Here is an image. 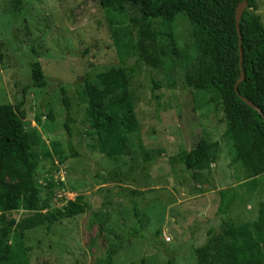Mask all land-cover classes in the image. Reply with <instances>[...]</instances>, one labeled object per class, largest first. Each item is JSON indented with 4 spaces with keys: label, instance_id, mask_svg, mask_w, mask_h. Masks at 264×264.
<instances>
[{
    "label": "rangeland",
    "instance_id": "374dc122",
    "mask_svg": "<svg viewBox=\"0 0 264 264\" xmlns=\"http://www.w3.org/2000/svg\"><path fill=\"white\" fill-rule=\"evenodd\" d=\"M20 1L15 13V0H0V104L23 100L25 127L36 128L50 151L51 157H40L39 180H60L75 188L59 192L58 207L76 194L88 207L81 215L55 223L49 232L41 226L26 232L21 242L13 239L11 264H197L195 248L207 241L210 231L216 237L221 232L216 210L222 189L235 196L226 215L231 223L257 220L264 204V173L249 177L232 162V145L222 136L223 112L206 93L186 86L183 69L173 67L165 74L134 62L135 29L128 19L138 14L136 9L118 15L98 0ZM252 12L264 26V0ZM155 28L166 31L159 20ZM128 29L129 38L114 42V30L121 34ZM171 30L182 65L191 66L198 52L184 14L176 15ZM31 60L40 63L45 87L33 85ZM129 62L138 70L130 92L139 131L129 137V154L111 160L91 148L94 139L84 120L82 80L85 73L94 80L96 71ZM61 87L74 120L72 143L78 154L73 157L63 126ZM49 110L52 121L46 118ZM202 139L220 144L208 168L185 171L183 165H170V156L192 149ZM52 142L68 156L64 163L54 155ZM146 153L151 156L147 162ZM113 174L127 178L116 180ZM23 211H13L12 216L18 219ZM19 251L23 253L17 256Z\"/></svg>",
    "mask_w": 264,
    "mask_h": 264
},
{
    "label": "trees",
    "instance_id": "16d2710c",
    "mask_svg": "<svg viewBox=\"0 0 264 264\" xmlns=\"http://www.w3.org/2000/svg\"><path fill=\"white\" fill-rule=\"evenodd\" d=\"M242 0H98L105 10L121 15L126 8L137 10L128 21L135 29L134 62L162 70L165 74L173 67L185 72L188 88L204 92L224 114L223 132L233 150L232 162L239 163L249 177L264 173V121L259 113L246 104V99L264 114V26L258 15L259 0H246L238 30L235 12ZM21 6L15 0V13ZM185 15L192 30L197 60L183 66V57L173 40L172 24L177 14ZM163 24L165 32L155 28V21ZM131 29L124 33L113 31L114 42L129 38ZM242 57L240 59V48ZM137 64H117L94 73H85L82 80L87 134L94 139L91 148L111 160L128 155L129 137L137 134L139 123L135 114L130 82L138 75ZM243 78L237 83L240 73ZM30 78L34 86H46L45 76L37 60L30 62ZM154 88L159 85L153 82ZM61 101L66 110L63 123L70 156H77L72 143L71 103L66 89L61 87ZM24 101L0 104V264H11V241H22L24 234L38 227L49 232L55 223L83 214L88 203L80 194L74 200L58 207L57 194L75 188L50 178L39 180L40 157H51L39 132L25 127L27 122ZM53 120L52 111L46 113ZM37 124L40 117H36ZM25 123H27L25 125ZM54 155L64 163L58 144L52 142ZM45 150L43 154L41 150ZM218 141L199 140L190 150L180 149L169 157L170 165H183L185 171L203 170L217 159ZM149 153L144 161H150ZM52 167V166H51ZM54 169L57 168L55 165ZM52 167V168H53ZM111 178L126 179L125 174ZM230 189L219 192L216 214L221 216V232L195 248L197 264H264V204L260 205L258 218L252 223H231L226 215L235 196ZM23 209L20 218L12 212ZM157 236L159 232H156ZM17 256L22 251L17 252ZM18 264H27L18 261Z\"/></svg>",
    "mask_w": 264,
    "mask_h": 264
},
{
    "label": "water",
    "instance_id": "95a60500",
    "mask_svg": "<svg viewBox=\"0 0 264 264\" xmlns=\"http://www.w3.org/2000/svg\"><path fill=\"white\" fill-rule=\"evenodd\" d=\"M246 5H247L246 0H242V1H241V5L237 8V10H236V12H235V21H236V28H237V30H238V23H239V21H240L242 11H243L244 8L246 7ZM239 48H240L239 53H240V59H241V57H242V50H241V47H240V46H239ZM242 78H243V74H242V72H241V73H240V76H239V79H238V81H237V83L240 82V81L242 80ZM243 100H244V102H245L246 104L251 105L252 108H253L254 110H256V111L259 113V115L261 116V118H262L263 121H264V114H263V113H262V112H261L256 106H254L253 104H250L249 101H247L246 99H243Z\"/></svg>",
    "mask_w": 264,
    "mask_h": 264
},
{
    "label": "built area",
    "instance_id": "2783aa9c",
    "mask_svg": "<svg viewBox=\"0 0 264 264\" xmlns=\"http://www.w3.org/2000/svg\"><path fill=\"white\" fill-rule=\"evenodd\" d=\"M59 195H60V193L58 192L57 196H59Z\"/></svg>",
    "mask_w": 264,
    "mask_h": 264
}]
</instances>
